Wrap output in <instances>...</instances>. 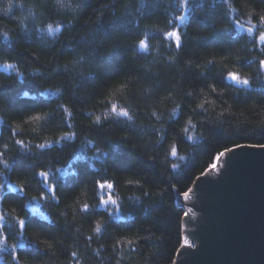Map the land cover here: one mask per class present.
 <instances>
[{"label":"trees","instance_id":"1","mask_svg":"<svg viewBox=\"0 0 264 264\" xmlns=\"http://www.w3.org/2000/svg\"><path fill=\"white\" fill-rule=\"evenodd\" d=\"M261 15L264 0H0V264H172L182 193L226 149L264 145Z\"/></svg>","mask_w":264,"mask_h":264},{"label":"water","instance_id":"2","mask_svg":"<svg viewBox=\"0 0 264 264\" xmlns=\"http://www.w3.org/2000/svg\"><path fill=\"white\" fill-rule=\"evenodd\" d=\"M229 150L181 196L187 215L172 264H264V147Z\"/></svg>","mask_w":264,"mask_h":264},{"label":"snow or ice","instance_id":"3","mask_svg":"<svg viewBox=\"0 0 264 264\" xmlns=\"http://www.w3.org/2000/svg\"><path fill=\"white\" fill-rule=\"evenodd\" d=\"M180 19L183 20L184 18L181 17ZM259 20H260V22H261L262 24H264V15H261V16L259 17ZM49 31H52L51 26H49ZM167 35H168L169 37H174V38H175V44H176V46H177V47H180V45H181V36H180V33H179L178 31H171V32H168ZM4 39H7V34H6V33L4 34ZM259 40H260L261 42H264V32H261V33L259 34ZM148 47H149V46H148L146 40H140V41H139V48H140L141 50H146ZM259 63H260L261 66H264V60H260ZM89 75H91V73H89ZM228 77H229L232 81H234V82H236V83H239V84H242V85H246V86H250V81H249L248 79H246V78H245V79H241V76H240V74H239L238 72H235V71H234V72H229V73H228ZM213 87H215V86L213 85ZM200 107L203 108V104H201ZM111 112H112V113H115L117 116L126 117V118H128L129 120L131 119V116L129 115V112H128L127 109L120 108V109L118 110V109H117V106H116L115 104H113V106H112V108H111ZM33 119H38V117H33ZM96 120L99 121V120H100V117L97 116V117H96ZM185 131H187V130L185 129ZM73 135H75V134H74V133H64L62 139L65 138V137L70 138V137L73 136ZM18 143L21 144L22 146L24 145V142H23V141H18ZM47 146H48L47 144H40L38 147H39L40 149H44V148H46ZM261 147H264V145H261ZM25 150H27V149L25 148ZM225 151L227 152V151H230V150H227V149H226ZM0 155H3V153H0ZM171 155H172V156H176V155H177V149H176L175 147L172 148V150H171ZM224 155H225V152H221V153H220V156H224ZM172 167L175 169L177 166H176V165H173ZM213 167H216V166L213 165ZM40 175H41L42 177H44L45 179L48 177V173H47V172H41ZM202 175H203V173H202ZM99 187H100L101 189H104L105 187H107L108 189H112V188L114 187V185H113V183H111V182H103V183H100V184H99ZM55 188H56V186L53 185L51 190L54 192V191H55ZM191 191H192V190L189 189L188 191L183 192V193H182V196H183L184 198H189ZM109 202L116 203V201L114 200V198L112 197L111 194L108 195V198H107L106 200H102V201H101V203L104 204V205H107ZM89 207H90V206H89L88 204H84V205H83V209H84V211L87 212V211L89 210ZM185 215H187V213H185ZM5 224H7V221L4 219L3 215L0 214V228H3V227L5 226ZM7 226H8V228H9V230H10L9 234H12V233H11V227H12V226H11V225H7ZM19 227H20V228H26V227H27L26 221L23 220V219L19 220ZM96 231H97V232L100 231V225H99V223L97 224ZM5 239H7L6 236H5ZM184 244H185V245L188 244V240H187V239H185ZM16 246H17V245H11L10 247H11L12 249H15ZM183 246H184V245H182V247H183ZM6 247H8V246L3 245L2 243H0V251L5 250ZM73 255H75V254H73Z\"/></svg>","mask_w":264,"mask_h":264},{"label":"rangeland","instance_id":"4","mask_svg":"<svg viewBox=\"0 0 264 264\" xmlns=\"http://www.w3.org/2000/svg\"><path fill=\"white\" fill-rule=\"evenodd\" d=\"M247 29V28H246ZM246 31V30H245ZM247 31H249V30H247ZM250 32V31H249ZM261 32H264V30H261ZM261 32H259L258 33V35H257V38H258V40H259V34L261 33ZM259 42H260V40H259ZM66 173V171L64 170V169H60V170H58L57 171V174L59 175V174H65ZM48 174H50V173H48ZM54 175H56L55 173H54ZM49 179H50V175H49ZM182 205H183V207H187V205H185V204H183V203H181ZM0 243H2L3 244V242H2V239L0 238ZM191 243V245H193L194 243L193 242H190Z\"/></svg>","mask_w":264,"mask_h":264},{"label":"bare ground","instance_id":"5","mask_svg":"<svg viewBox=\"0 0 264 264\" xmlns=\"http://www.w3.org/2000/svg\"><path fill=\"white\" fill-rule=\"evenodd\" d=\"M98 156H99V154H98V153H96V154H95V157H98ZM89 159H90V158H89Z\"/></svg>","mask_w":264,"mask_h":264}]
</instances>
